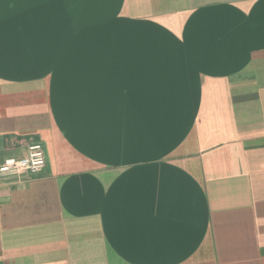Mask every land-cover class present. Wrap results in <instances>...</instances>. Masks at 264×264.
<instances>
[{
	"label": "crops",
	"instance_id": "0c3cea01",
	"mask_svg": "<svg viewBox=\"0 0 264 264\" xmlns=\"http://www.w3.org/2000/svg\"><path fill=\"white\" fill-rule=\"evenodd\" d=\"M0 264H264V0H0Z\"/></svg>",
	"mask_w": 264,
	"mask_h": 264
},
{
	"label": "built area",
	"instance_id": "2783aa9c",
	"mask_svg": "<svg viewBox=\"0 0 264 264\" xmlns=\"http://www.w3.org/2000/svg\"><path fill=\"white\" fill-rule=\"evenodd\" d=\"M47 159L42 143L31 144L20 156H4L0 153V178L20 176L24 173L38 174L46 167Z\"/></svg>",
	"mask_w": 264,
	"mask_h": 264
}]
</instances>
